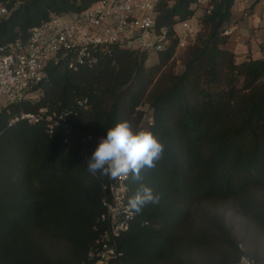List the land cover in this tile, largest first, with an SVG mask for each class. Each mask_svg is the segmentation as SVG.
Instances as JSON below:
<instances>
[{
  "label": "trees",
  "instance_id": "trees-1",
  "mask_svg": "<svg viewBox=\"0 0 264 264\" xmlns=\"http://www.w3.org/2000/svg\"><path fill=\"white\" fill-rule=\"evenodd\" d=\"M98 0H0V44L25 40L50 19L79 13ZM181 73L165 70L178 40L147 66V52L112 46L91 67L50 64L40 99L0 113V264H84L97 246L109 177L87 171L107 129L129 120L164 144L161 158L126 178L127 198L141 185L158 202L136 213L119 239L129 264H239L245 251L222 217L232 207L264 228L263 55L237 62L226 23L235 0H209ZM197 0H162L157 23L171 32L195 12ZM87 99L86 108L78 100ZM45 107L35 123L20 118ZM77 111L68 127L49 129V115ZM151 116L152 121H147ZM90 137V138H89ZM85 140H84V139Z\"/></svg>",
  "mask_w": 264,
  "mask_h": 264
},
{
  "label": "built area",
  "instance_id": "built-area-1",
  "mask_svg": "<svg viewBox=\"0 0 264 264\" xmlns=\"http://www.w3.org/2000/svg\"><path fill=\"white\" fill-rule=\"evenodd\" d=\"M161 1L98 0L79 13L64 16L51 14L49 20L32 28L25 40L17 37L12 42L0 44V113L3 109L9 111L10 104L22 100L37 102L41 96L39 85L45 79L50 64L62 63L77 71L82 67L95 66L101 56L110 53L112 46L152 55L166 50L175 39L178 46L193 42L202 18L212 9L210 1L197 0L193 6L195 12L177 23L173 33L168 26L157 23L156 10ZM9 13L10 9L0 3V21ZM192 20L196 23L192 24ZM177 25L183 31H178ZM225 33L228 34V31L225 30ZM87 104L86 98L78 100L80 108H86ZM46 112L45 107L34 113L22 112L8 124L20 118L32 124L42 119ZM55 114L53 112L48 116L50 131L55 126L68 127L66 118L69 114L77 116L78 112L62 110L58 117ZM147 121H152L151 116L147 117ZM102 189L105 196L101 221L105 228L97 239V246L89 253L90 261L84 264H129L122 260L123 251L118 244L135 215V211L128 207L126 179L109 178L102 183ZM239 264L264 262L242 256Z\"/></svg>",
  "mask_w": 264,
  "mask_h": 264
},
{
  "label": "clouds",
  "instance_id": "clouds-1",
  "mask_svg": "<svg viewBox=\"0 0 264 264\" xmlns=\"http://www.w3.org/2000/svg\"><path fill=\"white\" fill-rule=\"evenodd\" d=\"M164 151V144L152 132L140 129L133 131L129 120H121L107 129L106 136L100 138L91 156L87 159V171L110 179L128 178L135 181L141 179V171L145 167L152 168ZM158 202L152 189L141 185L137 192L128 198V207L136 213L148 203Z\"/></svg>",
  "mask_w": 264,
  "mask_h": 264
},
{
  "label": "rangeland",
  "instance_id": "rangeland-1",
  "mask_svg": "<svg viewBox=\"0 0 264 264\" xmlns=\"http://www.w3.org/2000/svg\"><path fill=\"white\" fill-rule=\"evenodd\" d=\"M263 5H264V0H248L245 11L247 12L248 15H250L258 11V9ZM261 10H262L261 13H264V6ZM191 23L195 24L196 21L192 20ZM227 24H230V22L226 23V25ZM177 28L178 30L183 31V28L180 25H178ZM251 29L254 30L255 28L253 27L248 28L247 31ZM250 33L251 32L248 31V33H245L244 37H247V35ZM241 37H243V35ZM258 37L260 39H264V36L262 35ZM252 38L253 35L247 38L249 40H247L246 42L248 41L250 42V39ZM192 44L193 42H187L184 45H179L175 57L171 60L169 65L165 67V70L172 69L176 73H181L185 68V63L188 59L189 50ZM263 45L264 42L260 44V51L262 50ZM252 53L253 52L250 53L249 57H251ZM236 55H238V57L241 56L240 54H236ZM156 61H157V55L153 53L152 55H150L149 59L147 60L146 65L149 66ZM220 213L222 214V217L225 220V222H227L229 226H231L230 227L231 231L235 236L236 240L239 242L240 247L247 252L258 254L259 256L263 257L264 228L260 227L259 225L248 219L240 212L235 211L232 207L226 206L224 208H221Z\"/></svg>",
  "mask_w": 264,
  "mask_h": 264
},
{
  "label": "crops",
  "instance_id": "crops-1",
  "mask_svg": "<svg viewBox=\"0 0 264 264\" xmlns=\"http://www.w3.org/2000/svg\"><path fill=\"white\" fill-rule=\"evenodd\" d=\"M247 1L248 0H235V4L232 8V18L230 24L225 25V29L229 34L228 48L234 52L237 62L247 60L251 52H253L251 55L252 58H258L263 55L262 50L260 51V44L264 42V39H260L258 36H264V13H261V9L264 5L261 6L255 13L248 15L245 11ZM197 12L199 13V11ZM177 27L178 25L176 26V29L178 30ZM252 27L255 29L248 30L251 33L248 34L247 37H244L245 33H248L247 29ZM241 34L243 37H241ZM252 35L253 38L250 39V42H246L249 40L247 38ZM236 54H240V58Z\"/></svg>",
  "mask_w": 264,
  "mask_h": 264
}]
</instances>
